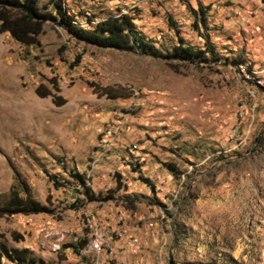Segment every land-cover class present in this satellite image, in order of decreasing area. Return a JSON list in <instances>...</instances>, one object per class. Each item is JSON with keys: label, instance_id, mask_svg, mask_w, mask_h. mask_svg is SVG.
<instances>
[{"label": "rangeland", "instance_id": "rangeland-1", "mask_svg": "<svg viewBox=\"0 0 264 264\" xmlns=\"http://www.w3.org/2000/svg\"><path fill=\"white\" fill-rule=\"evenodd\" d=\"M62 1L86 28L127 14L151 46L0 33V204L51 209L1 217L0 244L34 264H264V0ZM179 44L204 56L165 57Z\"/></svg>", "mask_w": 264, "mask_h": 264}, {"label": "trees", "instance_id": "trees-1", "mask_svg": "<svg viewBox=\"0 0 264 264\" xmlns=\"http://www.w3.org/2000/svg\"><path fill=\"white\" fill-rule=\"evenodd\" d=\"M48 21H54L70 36L78 41L102 48L138 49L151 46L144 36L136 31L131 17L122 14L108 17L95 23L92 28L82 27L74 23V16L64 8L62 0H0V33H8L20 44L39 45L38 36ZM203 50L194 49L190 45L174 46L167 58L180 60L194 59L204 56ZM202 60H206L202 57ZM39 86L36 88V92ZM39 94V93H38ZM49 92L40 93L46 96ZM54 100L59 97H53ZM59 103L58 105H61ZM79 182L82 177L78 173L72 175ZM53 178V176H52ZM54 184L58 182L53 179ZM51 209L30 196H20L16 190L10 192V198L0 204V218L12 215H31L50 213ZM5 256L16 264H34L36 258L29 255L26 248H8L0 244V258Z\"/></svg>", "mask_w": 264, "mask_h": 264}, {"label": "built area", "instance_id": "built-area-1", "mask_svg": "<svg viewBox=\"0 0 264 264\" xmlns=\"http://www.w3.org/2000/svg\"><path fill=\"white\" fill-rule=\"evenodd\" d=\"M135 3H140L143 1L149 0H133ZM106 239L104 233L99 230L97 227H94L92 237L87 241L82 249V254H95L98 253L103 245L105 244Z\"/></svg>", "mask_w": 264, "mask_h": 264}]
</instances>
